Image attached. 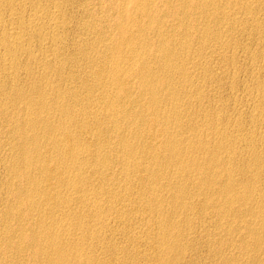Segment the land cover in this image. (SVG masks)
I'll return each mask as SVG.
<instances>
[{
    "label": "bare ground",
    "instance_id": "1",
    "mask_svg": "<svg viewBox=\"0 0 264 264\" xmlns=\"http://www.w3.org/2000/svg\"><path fill=\"white\" fill-rule=\"evenodd\" d=\"M0 264H264V0H0Z\"/></svg>",
    "mask_w": 264,
    "mask_h": 264
}]
</instances>
